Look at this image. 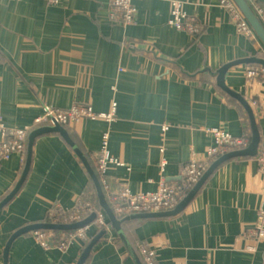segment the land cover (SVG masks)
<instances>
[{"label": "crops", "instance_id": "obj_1", "mask_svg": "<svg viewBox=\"0 0 264 264\" xmlns=\"http://www.w3.org/2000/svg\"><path fill=\"white\" fill-rule=\"evenodd\" d=\"M179 1L200 23L195 34L170 22L172 0H135V21L127 25L112 20L111 0H0V119L10 127L34 129L49 124L35 125L44 105L81 103L107 112L116 100L109 150L126 165L110 167L107 198L124 188L155 189L164 154L159 123L148 122L170 120L164 172L183 187L193 135L203 165L216 142L206 128L251 135L246 109L219 86L217 73L237 58H264V43L241 31L221 0ZM250 2L264 7V0ZM248 65L231 67L226 83L253 105L264 138V83H247ZM105 122L82 117L66 125L96 172ZM25 164L19 151L0 158V201L16 186ZM97 193L60 133L39 136L26 181L0 210V264H77L86 246L82 238L65 250L44 248L29 232L14 240L7 263L4 251L17 229L44 221L55 204L77 208L86 200L99 206ZM263 205L258 158L237 157L220 165L182 212L131 219L124 229L134 247L152 252L156 264H264V236L257 239L248 231ZM107 221L85 264H136L108 216ZM97 233L93 225L92 237Z\"/></svg>", "mask_w": 264, "mask_h": 264}, {"label": "built area", "instance_id": "obj_2", "mask_svg": "<svg viewBox=\"0 0 264 264\" xmlns=\"http://www.w3.org/2000/svg\"><path fill=\"white\" fill-rule=\"evenodd\" d=\"M50 3H58L60 0H47ZM232 12L239 29L251 36H257L252 25L245 17L242 10L239 8L235 0H221ZM137 5L135 0H111L110 16L114 22L120 24H129L135 21ZM257 13L261 21L264 23V7L258 6ZM170 22L179 29L187 30L191 33H196L200 30V23L191 15H188L182 7V2L172 0V9ZM246 81L251 84L254 81L264 83V65L251 63L248 65L246 72ZM118 102L115 100L112 107L107 112L96 111L88 104L76 103L70 107L56 108L55 106L46 105L45 112L36 118L35 125L47 122L53 124L58 121L62 124L70 120H77L82 117H104L105 128L102 134L101 152L96 159V167L98 176L105 189L109 187V172L112 164L119 166L126 165L125 162L112 155L109 150V142L111 138V127L117 120ZM159 123L160 126V150L164 154L159 178L156 179V187L153 190L133 193L128 188L119 191L110 192L108 200L111 203L116 214L129 215L135 212L159 211L174 208L183 198V188H191L202 176L206 169L196 157L197 137L193 135L190 142L192 155L189 157L184 166L185 183L183 187L169 182L166 179L164 168L168 162L165 153L169 149L167 144V133L172 126L170 120L157 122L155 119L148 122V125ZM32 125L23 127H10L0 119V134L3 137L0 139V158H7L14 151H19L25 157L27 149V139L32 131ZM207 134H212L215 137V145L210 148V156L221 155L227 151L242 148L249 144L250 137L246 135L236 136L218 126L205 129ZM260 163L261 170L264 171V147L260 149L256 156ZM97 212V217L90 224L80 228L71 230H53V229H38L33 231L35 240L44 248L56 245L58 248L68 249L76 238L90 240L92 238V226L96 225L99 228L108 227L107 214L103 208H97L89 201L81 200L77 208H65L60 204H55L50 211V217L53 222H76L88 217L92 212ZM253 236L260 239L264 236V205L260 209L259 220L256 224L249 228ZM146 264H156L153 259L152 252L144 247L140 248Z\"/></svg>", "mask_w": 264, "mask_h": 264}, {"label": "water", "instance_id": "obj_3", "mask_svg": "<svg viewBox=\"0 0 264 264\" xmlns=\"http://www.w3.org/2000/svg\"><path fill=\"white\" fill-rule=\"evenodd\" d=\"M238 4L239 8L244 13L245 17L248 19L250 24L252 25L253 29L255 30L256 34L261 38L264 43V23L261 21L255 10L252 8L248 0H235ZM242 63H256V64H263L264 65V58L251 55L243 58H237L235 60H231L229 62L224 63L219 69L217 73V82L219 86L225 90L229 95L236 98L246 109L250 125H251V140L249 144L242 148L233 149L221 154L217 157L212 163L208 166V168L204 171L200 179L192 186V188L188 191V193L183 196V198L178 202V204L172 208L167 210H159V211H147V212H135L129 215H126L123 218L118 217L116 212L114 211L111 203L109 202L107 195L105 193L104 187L102 182L96 172L95 168L92 166L91 162L87 158L86 154L81 150L78 144L74 141L72 136L70 135L66 126L58 121H55L53 124H46L39 127L34 128L28 136L27 142V154H26V164L21 175V178L17 182L16 186L11 190L9 194H7L1 201H0V210L6 206L18 193V191L23 186L24 182L26 181L29 172L31 170L32 162H33V155H34V145L37 138L43 134L51 133V132H58L60 133L63 138L70 144V146L74 149L77 155L81 158L82 162L84 163L85 167L87 168L89 174L91 175L92 179L95 182L99 202L101 207L106 212L111 225L117 230L119 236L121 237L122 241L128 248L130 254L132 255L136 264H144L142 261L139 253L137 252L136 248L133 246L131 241L129 240L125 229H124V222L131 219H138V218H160V217H169L177 215L178 213L182 212L184 208L194 199V197L198 194V192L202 189L205 185L209 177L215 172V170L225 163L228 160L237 157H248V156H257L261 147H264V138L261 133V129L259 126V122L256 117V113L254 110L253 105L249 102L247 97L233 88H231L226 83V74L228 70L235 66ZM97 217V212H92L88 217L76 221V222H52V221H38L29 223L19 229H17L9 239L5 251H4V258L5 262H8L9 259V252L11 245L13 244L14 240L19 236L33 232L38 229H53V230H71L80 228L87 224H90L94 221ZM106 233V229L100 230L89 243L84 248L83 252L81 253L77 264H85L88 260L89 256L95 245L100 241L101 237Z\"/></svg>", "mask_w": 264, "mask_h": 264}, {"label": "trees", "instance_id": "obj_4", "mask_svg": "<svg viewBox=\"0 0 264 264\" xmlns=\"http://www.w3.org/2000/svg\"><path fill=\"white\" fill-rule=\"evenodd\" d=\"M248 2L250 3V5L252 6V8L255 10V12L257 13V7L253 4V3H251L250 2V0H248ZM257 15H258V13H257ZM256 64V63H255ZM68 123H65V126L67 125ZM250 137V139H251V135L249 136ZM28 140V139H27ZM26 152H27V149H26ZM27 154V153H26ZM26 154H25V156H26ZM220 155L219 154H217V155H214L212 158H211V160L209 161V164L208 165H206V169L208 168V166L212 163V161H214L217 157H219ZM205 169V170H206ZM93 180V179H92ZM93 182H94V180H93ZM94 184H95V182H94ZM96 186V185H95ZM192 188V187H191ZM191 188H189V189H186V188H183V195L185 196L187 193H188V191L191 189ZM104 190H105V188H104ZM98 194V193H97ZM99 198V197H98ZM97 208H102L101 207V205H100V202H99V206L97 205ZM117 215H118V217H120V218H123V217H125V215H122V214H118L117 213ZM44 221H54V219L52 218V217H50V215L49 216H47V218L44 220ZM128 221V220H127ZM127 221H125L124 222V226H125V224H126V222ZM111 224V223H110ZM102 229H104V227H101V228H99L98 229V232L100 231V230H102ZM93 236V235H92ZM92 239V238H91ZM90 239V240H91ZM90 240H86V245L89 243V241ZM86 247V246H85ZM136 248V250H137V252L139 253V255H140V257H141V259H142V261L144 262V264H146V262H145V260H144V257H143V255H142V252L140 251V248H137V247H135Z\"/></svg>", "mask_w": 264, "mask_h": 264}, {"label": "rangeland", "instance_id": "obj_5", "mask_svg": "<svg viewBox=\"0 0 264 264\" xmlns=\"http://www.w3.org/2000/svg\"><path fill=\"white\" fill-rule=\"evenodd\" d=\"M45 109H46V105H44V109H43L44 111L43 112H45Z\"/></svg>", "mask_w": 264, "mask_h": 264}]
</instances>
